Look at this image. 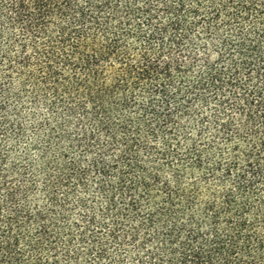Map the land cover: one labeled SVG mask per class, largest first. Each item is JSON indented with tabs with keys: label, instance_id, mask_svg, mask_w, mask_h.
I'll return each instance as SVG.
<instances>
[{
	"label": "trees",
	"instance_id": "16d2710c",
	"mask_svg": "<svg viewBox=\"0 0 264 264\" xmlns=\"http://www.w3.org/2000/svg\"><path fill=\"white\" fill-rule=\"evenodd\" d=\"M0 264H264V0H0Z\"/></svg>",
	"mask_w": 264,
	"mask_h": 264
}]
</instances>
